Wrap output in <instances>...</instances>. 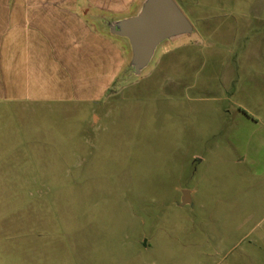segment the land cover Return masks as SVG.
Listing matches in <instances>:
<instances>
[{
	"label": "rangeland",
	"instance_id": "obj_1",
	"mask_svg": "<svg viewBox=\"0 0 264 264\" xmlns=\"http://www.w3.org/2000/svg\"><path fill=\"white\" fill-rule=\"evenodd\" d=\"M176 1L199 35L142 78L0 104V264H264V0Z\"/></svg>",
	"mask_w": 264,
	"mask_h": 264
},
{
	"label": "crops",
	"instance_id": "obj_2",
	"mask_svg": "<svg viewBox=\"0 0 264 264\" xmlns=\"http://www.w3.org/2000/svg\"><path fill=\"white\" fill-rule=\"evenodd\" d=\"M139 2L0 0V104L40 111L104 100L126 65V50L89 16L127 15ZM249 9L261 18L264 4ZM202 21V26L221 32L223 22ZM251 23L247 19L230 32L237 38L241 31L247 40ZM244 54L246 58L248 46Z\"/></svg>",
	"mask_w": 264,
	"mask_h": 264
},
{
	"label": "water",
	"instance_id": "obj_3",
	"mask_svg": "<svg viewBox=\"0 0 264 264\" xmlns=\"http://www.w3.org/2000/svg\"><path fill=\"white\" fill-rule=\"evenodd\" d=\"M89 18L102 33L120 42L128 54L127 63L114 85L116 90L146 75L160 52L198 34L176 0H140L127 15L93 13ZM191 204L190 192H183L179 206Z\"/></svg>",
	"mask_w": 264,
	"mask_h": 264
}]
</instances>
